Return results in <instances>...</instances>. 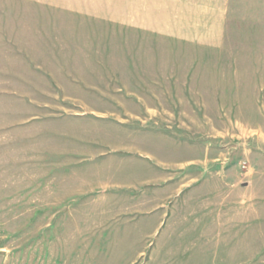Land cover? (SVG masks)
<instances>
[{
	"label": "rangeland",
	"instance_id": "obj_1",
	"mask_svg": "<svg viewBox=\"0 0 264 264\" xmlns=\"http://www.w3.org/2000/svg\"><path fill=\"white\" fill-rule=\"evenodd\" d=\"M32 2L0 53V264H264V17L135 60L127 23Z\"/></svg>",
	"mask_w": 264,
	"mask_h": 264
},
{
	"label": "crops",
	"instance_id": "obj_2",
	"mask_svg": "<svg viewBox=\"0 0 264 264\" xmlns=\"http://www.w3.org/2000/svg\"><path fill=\"white\" fill-rule=\"evenodd\" d=\"M26 1H33L36 4L61 8L77 15L91 17L96 21L120 25L125 22V12L118 6V0H110L114 3H105L99 7L89 6L86 1L68 0H0V53L6 48L16 44L22 39L23 11ZM237 7L251 8V22H258L264 17V0H128L127 1V27L130 37L129 51L137 60V55H147L148 47L136 46L137 39L148 38L163 39L170 42L183 43L189 55L199 57L204 54H215L222 47L224 37L229 29ZM252 8H257L256 10ZM237 15V14H236ZM249 16V13H248ZM247 20V21H250ZM16 24V30L11 29ZM10 40H17L16 43ZM10 41V44H9ZM132 44V45H131ZM134 44V46H133ZM177 48V49H176ZM184 48V47H182ZM160 49H167L162 47ZM171 53L180 47H170ZM169 50L167 49L166 52ZM189 51V52H188ZM6 52V51H5ZM180 53V51H179ZM201 63H196L184 68L187 79L190 76L189 70L202 71ZM197 79H202V74H196Z\"/></svg>",
	"mask_w": 264,
	"mask_h": 264
}]
</instances>
